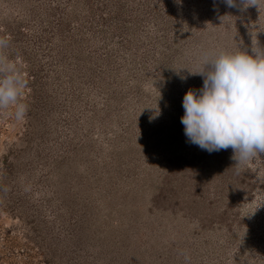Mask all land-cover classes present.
I'll use <instances>...</instances> for the list:
<instances>
[{
    "label": "rangeland",
    "instance_id": "rangeland-1",
    "mask_svg": "<svg viewBox=\"0 0 264 264\" xmlns=\"http://www.w3.org/2000/svg\"><path fill=\"white\" fill-rule=\"evenodd\" d=\"M251 2V0H249ZM0 0V264H264V153L187 142L203 49L264 47V0Z\"/></svg>",
    "mask_w": 264,
    "mask_h": 264
},
{
    "label": "clouds",
    "instance_id": "clouds-1",
    "mask_svg": "<svg viewBox=\"0 0 264 264\" xmlns=\"http://www.w3.org/2000/svg\"><path fill=\"white\" fill-rule=\"evenodd\" d=\"M236 6V0H224ZM259 6L258 0H243ZM7 40L0 38V46ZM248 51L203 49L197 56L200 88H190L183 96L181 123L187 142L209 153L233 149L239 169L264 153V47ZM26 81L10 63L0 61V109L14 106L17 120L25 118L27 104L20 101Z\"/></svg>",
    "mask_w": 264,
    "mask_h": 264
}]
</instances>
